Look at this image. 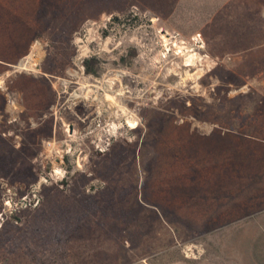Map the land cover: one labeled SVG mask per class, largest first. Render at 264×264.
<instances>
[{"label":"rangeland","instance_id":"rangeland-1","mask_svg":"<svg viewBox=\"0 0 264 264\" xmlns=\"http://www.w3.org/2000/svg\"><path fill=\"white\" fill-rule=\"evenodd\" d=\"M0 264H264V0H0Z\"/></svg>","mask_w":264,"mask_h":264},{"label":"bare ground","instance_id":"bare-ground-1","mask_svg":"<svg viewBox=\"0 0 264 264\" xmlns=\"http://www.w3.org/2000/svg\"><path fill=\"white\" fill-rule=\"evenodd\" d=\"M20 69H28V65H26V66H24V67H20ZM29 70V69H28ZM113 81V80H112ZM115 82H110L109 84H108V89H113V84H114ZM110 96V95H109ZM111 98V97H110ZM111 101H112V99H111ZM113 103V102H112ZM114 103H115V101H114Z\"/></svg>","mask_w":264,"mask_h":264},{"label":"trees","instance_id":"trees-1","mask_svg":"<svg viewBox=\"0 0 264 264\" xmlns=\"http://www.w3.org/2000/svg\"><path fill=\"white\" fill-rule=\"evenodd\" d=\"M88 72H89V73H92V72H93V70H92V69H89V70H88Z\"/></svg>","mask_w":264,"mask_h":264},{"label":"crops","instance_id":"crops-1","mask_svg":"<svg viewBox=\"0 0 264 264\" xmlns=\"http://www.w3.org/2000/svg\"><path fill=\"white\" fill-rule=\"evenodd\" d=\"M27 64H28V62H27ZM27 64H25V65H27ZM20 66H23V64H21Z\"/></svg>","mask_w":264,"mask_h":264}]
</instances>
